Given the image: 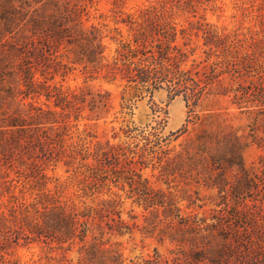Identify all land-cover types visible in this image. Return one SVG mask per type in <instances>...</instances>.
<instances>
[{
	"label": "rangeland",
	"instance_id": "374dc122",
	"mask_svg": "<svg viewBox=\"0 0 264 264\" xmlns=\"http://www.w3.org/2000/svg\"><path fill=\"white\" fill-rule=\"evenodd\" d=\"M256 5L255 0H86L75 21L85 31V57L76 62L77 46L66 49L62 41L50 69L45 62L34 67L43 87L41 108L55 113L59 159L48 175L66 178L65 163L75 158L68 173L82 181L79 172L87 167L92 178L86 185L100 199L115 198L133 233L107 235L101 243L118 250L123 264L153 254L157 243L138 229L150 212L171 206L147 205L142 193L165 194L176 201L173 206L207 214L222 208L218 196L264 193V15ZM67 50L75 64L65 72L60 65ZM63 96L69 110L62 107ZM97 145L113 147L114 155L97 162ZM78 192L70 183L63 194ZM65 254L61 264H78L75 252ZM45 255L32 244L16 248L12 258L45 264Z\"/></svg>",
	"mask_w": 264,
	"mask_h": 264
},
{
	"label": "trees",
	"instance_id": "16d2710c",
	"mask_svg": "<svg viewBox=\"0 0 264 264\" xmlns=\"http://www.w3.org/2000/svg\"><path fill=\"white\" fill-rule=\"evenodd\" d=\"M85 1L0 0V264H19L12 258L14 250L32 244L46 252L45 264H61L70 252L77 254L78 264H123L118 250L104 249L101 243L107 235L133 233L121 220L115 198L100 199L94 186L86 185L92 178L87 167L79 172L82 181L71 176L68 168L75 158L65 163L66 178L48 175L59 159L53 146L55 113L41 108L43 87L34 67L45 62L50 69L62 41L66 49L77 46L76 62L85 57V31L75 23ZM255 3L264 15V0ZM74 37L73 42L65 40ZM69 53L60 65L65 72L75 64ZM46 90L49 100L50 88ZM60 100L69 110L66 96ZM67 114L62 115L66 127ZM110 153L114 155L113 147L97 145L95 160L101 163ZM70 183L77 185L78 197L63 194ZM139 198L147 205L171 206L144 217L138 230L154 238L157 247L138 264H264V193L250 197L237 190L218 196L222 208L210 215L173 206L176 201L165 194L142 193ZM55 251L63 255L53 256Z\"/></svg>",
	"mask_w": 264,
	"mask_h": 264
}]
</instances>
